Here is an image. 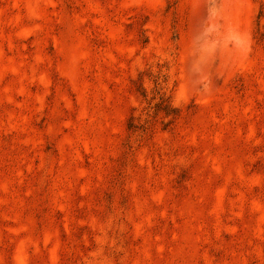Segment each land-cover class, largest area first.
<instances>
[{
    "label": "rangeland",
    "instance_id": "374dc122",
    "mask_svg": "<svg viewBox=\"0 0 264 264\" xmlns=\"http://www.w3.org/2000/svg\"><path fill=\"white\" fill-rule=\"evenodd\" d=\"M0 264H264V0H0Z\"/></svg>",
    "mask_w": 264,
    "mask_h": 264
}]
</instances>
